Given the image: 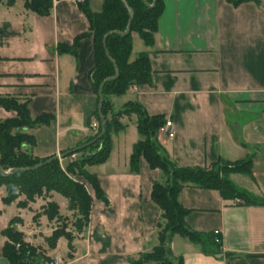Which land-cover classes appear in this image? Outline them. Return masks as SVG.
I'll return each mask as SVG.
<instances>
[{"label": "crops", "instance_id": "crops-1", "mask_svg": "<svg viewBox=\"0 0 264 264\" xmlns=\"http://www.w3.org/2000/svg\"><path fill=\"white\" fill-rule=\"evenodd\" d=\"M88 3L92 11L101 10L102 0ZM87 30L77 0H54L49 15L27 10L23 0L10 6L0 2V96L28 100L32 116L50 115L48 123L30 129L35 156L62 157L87 146L96 131L91 128L98 106L90 79L92 40L81 38L75 54L57 49ZM132 36L134 42L138 36ZM141 51L148 54L150 82L112 96L114 109L135 101L148 115L170 119L174 136L157 139L162 154L178 165L251 156V184L242 186L264 198V0L237 7L225 0H164L154 43L140 45L130 60ZM14 114L0 107V119ZM136 120L133 112L122 114L124 127L112 134L107 160L86 166L106 201L89 192L88 222L75 233L73 250L60 238L49 256H61L64 264H130L128 257L156 245L161 210L151 199V188L165 176L143 158L138 172L130 171L132 148L140 139ZM236 175L230 176L234 184ZM179 199L189 209L186 225L218 231L222 253L232 254L207 255L187 239L176 244L174 235L170 249L182 264H264V205H238L216 190L193 186L184 187Z\"/></svg>", "mask_w": 264, "mask_h": 264}, {"label": "trees", "instance_id": "trees-1", "mask_svg": "<svg viewBox=\"0 0 264 264\" xmlns=\"http://www.w3.org/2000/svg\"><path fill=\"white\" fill-rule=\"evenodd\" d=\"M54 0H23L24 7L38 15H49ZM102 0L99 12L89 7V0H77L78 9L88 21V30L74 38L71 45L59 44L58 51L75 54L78 42L83 37L92 40L94 47V66L90 71V79L97 100L98 91L103 81L115 74L118 75L106 81L102 86L101 124L98 110L93 114L97 127L86 141L87 146L75 148L62 157L71 158L65 168H61L58 158L38 157L31 153L35 144L34 135L30 129L36 125L49 122V114L32 116L28 110V100H20L14 96H0V107L15 114L12 117L0 119V187L5 194L0 201L9 205L20 196L25 200L18 201V207H25L27 201H33L36 196L54 191L68 200V207L78 213L73 223L76 233H80L87 225L92 196L84 186L72 180L69 175L82 176L91 186L94 197L106 201L104 191L99 185L94 173L85 166L104 163L109 157L112 147V134L123 129L120 117L124 113L136 114V128L140 139L133 145L129 159L130 171L138 172L139 159L143 158L151 169H159L165 176L163 182L155 181L151 188V199L160 208L161 215L156 223L157 243L150 251L142 252L137 257H128L130 264H182V258L174 257L170 243L174 235H178L199 245L207 255L231 256L222 253L220 233L214 231L200 232L189 228L185 216L189 209L185 208L179 199L181 190L186 186L216 190L225 200L237 201L238 205H264V198L255 196L247 190L238 187L230 179L232 174L252 177L251 156L239 160L218 158L205 166H181L168 159L161 152L157 139V131L164 123L163 115H148L137 102L126 103L121 110H115L112 96L123 95L131 86L150 82L151 68L148 54L141 51L130 60L133 48V36L136 34L145 45L154 43V34L158 28V20L164 9V0ZM233 7L244 2L260 4V0H225ZM10 6L14 0H0ZM133 16L129 31L126 34L110 33L103 44V37L110 31L123 32L126 29L130 14ZM46 162V163H44ZM44 163L34 168L38 164ZM9 172L7 175L1 172ZM58 205L48 202L42 210L48 220L60 221L50 235L45 239L50 250L55 249L60 238H65L69 252L73 250L75 234L67 230V221L61 217ZM19 219L12 217L1 230L5 240L2 244V254L9 264H43L50 256L25 241L24 234L15 228ZM219 239L216 241V239Z\"/></svg>", "mask_w": 264, "mask_h": 264}, {"label": "rangeland", "instance_id": "rangeland-1", "mask_svg": "<svg viewBox=\"0 0 264 264\" xmlns=\"http://www.w3.org/2000/svg\"><path fill=\"white\" fill-rule=\"evenodd\" d=\"M142 44V40L138 37L134 39L133 51L130 57L136 55L135 53L137 52L139 46ZM71 158L72 156H69L68 158L59 156L58 162L60 167L64 169ZM257 160H259V162H262V159L259 156L256 157V161ZM261 164H263V162ZM256 167H258V165H256ZM160 174L162 175L163 173L160 171ZM69 177L72 180L81 183L87 192H93L90 184L82 176L69 175ZM234 181L236 182L237 186L241 185L242 189L243 186L246 187L247 185L249 186L251 184L249 176L241 174L236 175ZM159 182H163L162 178L159 179ZM4 194V187L1 186L0 198ZM22 200H25V197L23 195L9 205H5L0 201V264H8L7 259L2 254V243L5 237L2 235L1 230L7 225L9 219L12 217H16L19 219V222L15 223L14 226L18 231H21L24 234L25 241L29 242L31 245L35 246L47 255L50 253L51 250L48 248V244L45 238L51 234V232L57 225L60 224V221H56L55 219L50 221L47 219L46 215L42 214L43 207L48 202H55L58 205V211L61 217L65 218L67 221V230L71 231L74 234L76 233L73 223L79 215L76 211L69 209L68 200L58 192L51 191L41 196H36L33 201H27L26 206L21 208L17 206V202ZM185 240V238H182L178 235L175 236L174 239L176 244L182 243ZM154 243H157V241Z\"/></svg>", "mask_w": 264, "mask_h": 264}, {"label": "built area", "instance_id": "built-area-1", "mask_svg": "<svg viewBox=\"0 0 264 264\" xmlns=\"http://www.w3.org/2000/svg\"><path fill=\"white\" fill-rule=\"evenodd\" d=\"M97 127V123L96 122H92L91 123V128L92 129H96ZM160 136H165L167 138H172L174 136V128H173V123L170 119H165L164 123L162 124V126L159 127L158 131H157V137ZM72 158L74 159L76 157V154H72L71 155ZM215 234H219L218 231H214ZM219 239L217 238L216 241H218ZM43 264H64L61 256L59 255H54V256H50L47 260H45L43 262Z\"/></svg>", "mask_w": 264, "mask_h": 264}, {"label": "water", "instance_id": "water-1", "mask_svg": "<svg viewBox=\"0 0 264 264\" xmlns=\"http://www.w3.org/2000/svg\"><path fill=\"white\" fill-rule=\"evenodd\" d=\"M144 2L146 3V1H144ZM154 3H155V0H152V4H147V3H146V4H147L148 6L151 7ZM127 9H128V11H129L130 17H129V20H128V23H127V26H126L125 31H123V32H120V31H110V32H108V33L105 34V36L103 37V44H105L106 38H107V36H108L110 33L126 34V33L129 31L130 23H131V19H132V16H133V12H132V10H131L129 7H127ZM114 67H115V74H114L113 76H111V77L106 78V79L103 81V83L101 84V86H100V88H99V91H98V97H99V100H98L97 110H98V113H99V116H100V120H101V124H102V125H103V117H102V115H101V106H102V86H103V84H104L106 81H108V80H110V79H113V78H115V77L118 75V70H117L115 64H114ZM58 157H59V156H53L52 158H50V159L47 160L46 162H48V161H50V160H52V159H56V158H58ZM46 162H44V163H46ZM44 163L38 164V165L35 166L34 168L39 167L40 165H42V164H44ZM14 170H17V169H12V170H10V171H8V172H5V171H2V170H1V172H2L3 174L7 175L9 172L14 171Z\"/></svg>", "mask_w": 264, "mask_h": 264}]
</instances>
